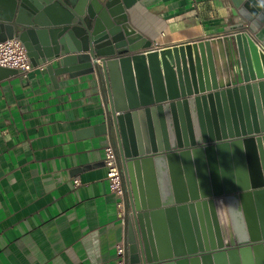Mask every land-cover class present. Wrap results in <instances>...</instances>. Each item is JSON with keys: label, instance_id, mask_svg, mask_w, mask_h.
<instances>
[{"label": "water", "instance_id": "1", "mask_svg": "<svg viewBox=\"0 0 264 264\" xmlns=\"http://www.w3.org/2000/svg\"><path fill=\"white\" fill-rule=\"evenodd\" d=\"M142 1L0 0V42L107 87L135 210L126 203V264H264V0H233L242 79L222 88L208 41L135 53L161 32Z\"/></svg>", "mask_w": 264, "mask_h": 264}, {"label": "crops", "instance_id": "2", "mask_svg": "<svg viewBox=\"0 0 264 264\" xmlns=\"http://www.w3.org/2000/svg\"><path fill=\"white\" fill-rule=\"evenodd\" d=\"M142 3L158 9L153 22L140 14L161 29L152 43L208 41L220 88L241 81L235 37L247 31L233 0ZM104 92L95 73H55L49 62L0 79V264H118L126 222L104 164Z\"/></svg>", "mask_w": 264, "mask_h": 264}, {"label": "built area", "instance_id": "3", "mask_svg": "<svg viewBox=\"0 0 264 264\" xmlns=\"http://www.w3.org/2000/svg\"><path fill=\"white\" fill-rule=\"evenodd\" d=\"M162 49L158 43H152L150 47L139 49L135 53H147ZM0 67L17 69L22 74H27L36 67L43 68V64L34 66L24 43L19 38H13L0 42ZM124 162L117 141L109 143L105 147L104 164L107 167L110 188L120 198L119 203L122 207L124 205V210H126V203L128 204V215L132 217L135 214L132 186L124 168ZM75 183L78 184L79 179H76ZM117 254L119 256L118 264H126L123 244L117 247Z\"/></svg>", "mask_w": 264, "mask_h": 264}]
</instances>
